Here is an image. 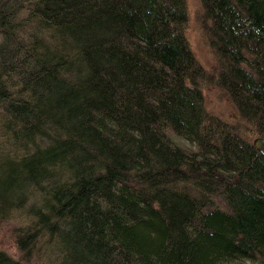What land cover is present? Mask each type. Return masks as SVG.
Returning <instances> with one entry per match:
<instances>
[{"label": "trees", "instance_id": "16d2710c", "mask_svg": "<svg viewBox=\"0 0 264 264\" xmlns=\"http://www.w3.org/2000/svg\"><path fill=\"white\" fill-rule=\"evenodd\" d=\"M200 3L212 73L186 0H0V208L31 202L23 256L264 264V0ZM209 79L241 126L206 110Z\"/></svg>", "mask_w": 264, "mask_h": 264}, {"label": "rangeland", "instance_id": "374dc122", "mask_svg": "<svg viewBox=\"0 0 264 264\" xmlns=\"http://www.w3.org/2000/svg\"><path fill=\"white\" fill-rule=\"evenodd\" d=\"M186 2L188 13L186 38L198 64L207 73H212L216 65V57L209 46L205 30L206 21L203 20L204 12L200 0H186ZM209 80L210 82L201 85L206 110L211 115H215L229 124L241 126L242 122L239 119L237 109L227 94L220 89L213 79ZM13 153V146H10L8 139L4 137V132L0 128V163L6 157L10 158ZM13 202L14 200L2 203L0 208V251L4 252L9 258L20 261L21 264L56 263L53 258H46L47 250L45 248L38 251L36 256L25 257L22 255L21 250L18 248L17 236L19 230L24 228L29 220L30 215L27 214V209L31 202L24 206H17ZM54 256L52 255V257Z\"/></svg>", "mask_w": 264, "mask_h": 264}, {"label": "water", "instance_id": "95a60500", "mask_svg": "<svg viewBox=\"0 0 264 264\" xmlns=\"http://www.w3.org/2000/svg\"><path fill=\"white\" fill-rule=\"evenodd\" d=\"M252 144L262 155H264V138L263 137L254 138L252 140Z\"/></svg>", "mask_w": 264, "mask_h": 264}]
</instances>
